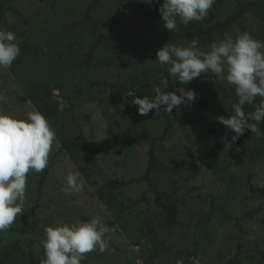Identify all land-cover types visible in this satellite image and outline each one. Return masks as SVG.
Instances as JSON below:
<instances>
[{"label": "rangeland", "instance_id": "rangeland-1", "mask_svg": "<svg viewBox=\"0 0 264 264\" xmlns=\"http://www.w3.org/2000/svg\"><path fill=\"white\" fill-rule=\"evenodd\" d=\"M1 1L18 12L7 11L0 29L13 32L18 45L27 43L41 49L38 56L20 52L10 68H0V92L8 98L0 104V109L16 118H26L29 111L38 110L56 133L49 154V173L42 190L38 191L39 173L28 175L24 212L10 226L11 231L1 232L4 241L19 238L25 249H37L38 240L45 239V229L55 226L58 220L71 224L99 217L102 223L111 219L115 224L107 235L108 249L103 253L97 250L86 254L85 259L90 264H148L143 258L149 249L148 239L141 238L140 245L134 241L140 238L147 209L158 222L163 217L154 206L147 184H133L118 193L119 200L126 204L136 201L121 218L107 210L96 194L97 185L80 172L83 190L65 197L61 188L65 186L66 175L77 168L63 152L58 135L62 130L72 131L98 140L113 132L129 131L145 137L151 128L150 136L159 138L156 153L159 161L178 168L177 173H171L163 166L157 167L152 174L153 181L161 190L176 189L181 198L179 224L159 230L167 250L154 264H176L178 259L189 264L190 252L195 247L200 264H223L232 259L239 264H264V260L259 259V251H264V198L252 194L247 185L251 174L250 182L264 188V159L248 166L234 160L222 178L196 157L199 118L206 113L199 106L203 98L202 87L220 83L217 77L212 73V77L194 79L188 84L179 83V88L194 90L196 98L194 102L181 105L178 121L163 138H160L165 127L163 109L158 112L152 110L144 116V125L149 128L144 130L141 125L134 124L139 115L138 106L131 104L133 97L126 95L128 90L119 96L116 90L103 84L121 82L143 68L144 63L140 59H130L109 44L110 37L125 27L133 7L142 0H102L93 17L99 22V31L108 37L102 38L101 47L89 69L76 68L75 64L87 51L91 37L87 38L86 33L82 37L77 36L80 26L72 30L63 29V24L82 19L87 0ZM143 3L146 7L152 5ZM234 6V0H225L221 7L213 5L206 22L223 20L233 12ZM241 23L249 34L264 42L262 16L251 10L244 14ZM241 30L239 25H232L223 33V38L234 37ZM79 42L84 46L81 47ZM201 49L207 51L209 48ZM221 85L232 87L226 82ZM45 86L52 89L51 95H41L36 103L24 99L37 87ZM155 87L156 82L151 81L129 90L134 89L140 98H153ZM148 149L147 139L131 148H115L99 155L100 173L93 175L98 186L108 178L140 177L148 165ZM231 152H234L235 159L241 157L239 147L232 148ZM230 175L234 176V181L228 180ZM213 203L216 208L213 219L202 225L200 218ZM32 207L34 211L30 213Z\"/></svg>", "mask_w": 264, "mask_h": 264}, {"label": "trees", "instance_id": "trees-1", "mask_svg": "<svg viewBox=\"0 0 264 264\" xmlns=\"http://www.w3.org/2000/svg\"><path fill=\"white\" fill-rule=\"evenodd\" d=\"M235 6L233 12L228 14L223 20H213L209 23L205 20L201 22H190L185 26L179 22L177 28L172 32L168 31L163 26L162 15L159 12V6L163 3L160 0L159 3L154 0L150 7L142 1H138L133 7V11L128 15L126 19L125 27L116 32L110 37V47L122 52L130 59L138 58L144 65L139 73L131 74L130 77L124 79L118 83L103 82L107 87L116 90L120 96L122 91H127L135 86H141L151 81L156 82V87L162 86V81L167 79L169 84L165 89L166 92H179V81L175 80L168 73V65H161L156 61L157 50L165 46L167 43H186L190 42L194 37H198L200 40V48H209L214 38L219 36L223 38V33L227 32L232 25H239L241 27V33L247 32L241 23V18L245 13L253 11L256 14L262 16L264 19V0H234ZM225 3V0H216L214 5L221 7ZM54 6V2L52 3ZM102 5V0H87L84 15L82 19L73 22L72 24H63L64 30H72L78 28L79 34L77 36H84L87 34L91 37L92 41L84 53L82 59L78 60L75 64L76 68L85 67L91 68L92 63L95 60V54L101 47L102 38L105 35L99 31L98 20L93 17V14L98 6ZM7 11L17 13L18 11L5 5L0 0V24ZM248 33V32H247ZM257 39V36L252 35ZM79 45L83 47V43L79 42ZM20 52L24 54H35L38 56L40 46H31L30 44L19 45ZM157 64H156V63ZM158 71L160 72L158 75ZM212 77L211 72H204L200 77L207 78ZM59 86V85H58ZM60 87V86H59ZM155 87V88H156ZM155 90V89H154ZM202 97L199 106L206 113L201 115L200 127L198 132V141L196 145V157L198 161L218 172L222 178L226 176L227 170L231 167L232 161L251 165L258 159H264V137L258 138L250 130H245L244 134L240 136L235 142H232V136L235 133L228 127L218 123L220 116H230L233 113L232 105L238 102V97L235 95L233 87L223 86L220 83H216L213 86L204 85L202 87ZM52 89L49 86L37 87L34 89L28 97L24 99L31 100L36 103L41 95H51ZM260 98H256V103L259 104ZM181 106L179 108L174 107L172 114H168L164 111L162 122H164V132L160 138H163L169 130H172L175 123L178 121L177 117ZM243 110L246 113L254 111L252 105L245 104ZM118 111V108L116 112ZM138 115V114H137ZM145 117L138 115V118L134 122L135 125H141L144 130H149L147 125L145 126ZM140 127V128H141ZM259 128L264 132V123L259 124ZM151 128L147 136H141L139 134H132L131 132H113L111 135L100 138L98 140L88 139L80 134H74L72 131L66 132L62 130L59 133V139L61 142V148L66 153L77 170L85 176L87 179L96 186V194L100 202L107 208L108 211L114 212L117 218H121L124 211L130 210L136 201L132 204H126L119 200L118 193L130 185L138 183H146L147 190L152 194L154 206L158 209L163 217L161 221H157L155 217L151 216V210L147 209L146 218L143 220L142 227L140 228V238L134 242L138 245L141 243V238L146 237L149 241V249L144 253L143 258L147 260L148 264H154L155 260H158L164 255L167 250L164 246V241L160 237V229L162 227L173 228L179 224L180 202L181 198L178 196L176 189L161 190L158 188V184L153 181L152 174L154 170L163 166L171 173H177V166H170L162 164L157 158V142L158 136L151 135ZM148 137V138H147ZM150 137V138H149ZM149 142L148 149V165L140 177L120 179V178H108L98 186L97 179L93 178L94 174L100 172V160L99 155L108 153L115 148H131L134 145L147 140ZM239 147L241 157H234L232 148ZM243 157V158H242ZM35 174L30 172L28 175ZM49 173V169L45 170L38 175V191L42 190L44 181ZM251 174L247 179V185L252 194H258L264 198V188L258 187L250 182ZM228 180L234 181V176H228ZM215 204H212L211 209L200 218L202 225L208 224L213 219V211L215 210ZM34 211L32 207L30 213ZM224 214V219H226ZM109 229L114 227L115 221L108 219L104 223ZM11 231L12 228H8ZM108 235V234H106ZM43 240H38L39 247L34 249L30 247L25 249L21 243V239L15 238L8 242H5L0 232V264H41V261L45 259V253L42 246ZM193 258L197 259L196 247L190 252V263L193 264ZM259 259L264 260V251H259ZM81 264H90L87 259L83 260ZM223 264H239L237 260L232 259Z\"/></svg>", "mask_w": 264, "mask_h": 264}, {"label": "clouds", "instance_id": "clouds-1", "mask_svg": "<svg viewBox=\"0 0 264 264\" xmlns=\"http://www.w3.org/2000/svg\"><path fill=\"white\" fill-rule=\"evenodd\" d=\"M152 4L153 0H142ZM157 3L160 0H156ZM216 0H163L159 6L163 26L172 32L178 20L187 26L190 22H201L209 15ZM200 40L194 37L184 45L167 43L157 50L156 61L168 65V73L181 84H188L210 71L217 80L234 88L238 102L232 105L230 116H220L218 123L228 127L235 135L232 142L250 130L258 138L264 137L259 128L264 123V42L245 32L234 37H215L207 51L200 48ZM20 55L16 36L11 31L0 29V68H10ZM226 73V75H225ZM156 87L154 97L140 98L134 89L126 95L133 97L131 104L138 106V114L163 109L172 114L173 108L195 101L194 90L179 88L166 92L168 80ZM260 98L259 104L256 98ZM0 92V104L7 101ZM252 105L254 111L246 113L244 105ZM56 140V133L48 120L38 110L29 111L26 118H16L0 109V232L6 231L24 212L27 179L30 172L41 173L48 167L49 154ZM83 190V181L78 170L69 171L61 192L65 197ZM78 203V201H77ZM109 227L99 217L89 221L65 223L58 220L55 226L45 229L42 246L45 259L41 264H81L86 254L100 253L108 249ZM176 264H184L178 259ZM193 264H200L193 258Z\"/></svg>", "mask_w": 264, "mask_h": 264}]
</instances>
